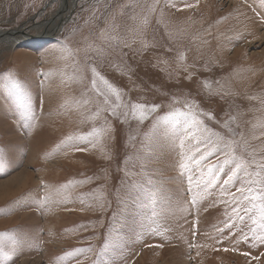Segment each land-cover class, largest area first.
Segmentation results:
<instances>
[{"label": "rangeland", "instance_id": "rangeland-1", "mask_svg": "<svg viewBox=\"0 0 264 264\" xmlns=\"http://www.w3.org/2000/svg\"><path fill=\"white\" fill-rule=\"evenodd\" d=\"M60 1L0 0V31L30 35L0 41V233L18 242L0 264H94L110 228L120 236L110 264H264L250 222L229 220L246 178L225 185L227 149L200 160L208 133L171 116L192 104L237 155L264 156V0H77L51 37H36ZM92 67L125 103L156 111L143 122L123 107L95 116ZM8 73L31 113L3 85ZM93 128L107 130L95 148L61 143Z\"/></svg>", "mask_w": 264, "mask_h": 264}, {"label": "snow or ice", "instance_id": "snow-or-ice-1", "mask_svg": "<svg viewBox=\"0 0 264 264\" xmlns=\"http://www.w3.org/2000/svg\"><path fill=\"white\" fill-rule=\"evenodd\" d=\"M158 2V0H157ZM168 6L175 8L176 4L174 0H166ZM191 4H185L184 7H192ZM152 10H155L153 5ZM179 10V9H178ZM146 23V20H145ZM102 36L105 33L102 31ZM110 40H115V36L106 37ZM61 51H67L71 55V51L67 49L65 45H61ZM96 51L102 52V49H96ZM183 59V56L180 57ZM92 80H91V91H93L98 97H103L104 107H97V112L95 116H99L101 112L107 111L110 115L116 116L119 110L123 107L126 110H130L131 116L134 119H138L143 122L149 114L156 111L157 106L152 105L148 106L145 104L139 103H125L122 98V92L115 85L109 82L103 75H101L95 67L91 68ZM4 86H10L16 90V92L23 98V110L25 113H31V99L27 91L24 89L23 85L19 80L11 73L5 74L4 80L2 81ZM205 87H208L207 83ZM87 103V101H85ZM194 105L185 104V108L189 109L188 112L181 110H176L171 116H186L191 119L193 124L198 128H203V131L208 133L204 137V143L207 145V150L200 157V160L207 158L210 155L215 154L216 152L223 151L227 149L225 154V159L223 161L224 165H230L231 170L227 176V179L224 181L225 185L231 183L233 180L237 179L241 174L246 178L245 183L247 187H240L237 189V192L241 194V197L232 196L233 207H231V215L229 216L230 221H239L244 223L245 220L250 222L249 232L251 235L260 240L261 243H264V156L259 160L252 159L247 160L243 156L237 155L235 152V146L237 144L234 140L224 141L223 137L219 133L213 132L211 129H208L203 125V121L200 120L194 112L191 111ZM129 113L125 111L124 115L127 116ZM203 116H207L209 120L214 119L212 113H201ZM95 118V117H93ZM234 118H230L229 121L225 122V127H228L230 121ZM106 129H96L93 128L89 133L81 134L79 136H68L61 143L69 144L74 147L76 151H83L85 149L80 148L79 146L72 144L73 141H86L91 144L93 148L102 144L103 136L106 134ZM229 131L232 129L229 128ZM264 135V133H262ZM91 137V139H88ZM215 138V139H214ZM103 151V147H101ZM185 157L181 156V167H185ZM187 159H194V157H188ZM199 162V161H197ZM5 167V160L3 154L0 153V169ZM71 183V182H70ZM79 183H83L80 181ZM97 200L100 199L99 196L96 197ZM241 201L246 203L242 204ZM83 202V200L81 201ZM227 226V225H226ZM153 231L157 229L153 228ZM248 234H243L240 239L246 240ZM120 236L118 233H114V230L110 228L108 237L105 239V243L102 248L96 255L94 264H110V261L107 259L108 254L119 247ZM17 240L14 235L10 236L8 233H0V257L3 260H9L15 254L17 249ZM228 249H225L227 251ZM91 251L88 249H76L77 253H85ZM66 255L71 256L73 253H66Z\"/></svg>", "mask_w": 264, "mask_h": 264}, {"label": "bare ground", "instance_id": "bare-ground-1", "mask_svg": "<svg viewBox=\"0 0 264 264\" xmlns=\"http://www.w3.org/2000/svg\"><path fill=\"white\" fill-rule=\"evenodd\" d=\"M76 2L77 0H61L59 10L55 12V14L50 19L38 24V27H40L38 28L39 30L38 33L40 32L45 34H51L53 32L55 33L60 28L59 26L61 25V23L65 21V16H67V13H69L75 7ZM0 37H1L0 41L9 40L8 36L2 33L1 31H0Z\"/></svg>", "mask_w": 264, "mask_h": 264}, {"label": "water", "instance_id": "water-1", "mask_svg": "<svg viewBox=\"0 0 264 264\" xmlns=\"http://www.w3.org/2000/svg\"><path fill=\"white\" fill-rule=\"evenodd\" d=\"M59 10V9H58ZM58 10H56V12L58 11ZM34 17V16H33ZM32 17V18H33ZM31 18V19H32ZM23 26V25H22ZM60 27V26H59ZM2 33H4V34H6L7 36H8V38H9V40L10 41H12V42H14V41H16V40H18V39H22V38H27V37H30V35L28 34V33H26V31H25V29H23L22 27H20L19 29H12V30H10V31H8V32H2ZM52 34L53 33H51V34H45V33H37L35 36L36 37H42V38H47V37H51L52 36ZM8 40V41H9Z\"/></svg>", "mask_w": 264, "mask_h": 264}]
</instances>
